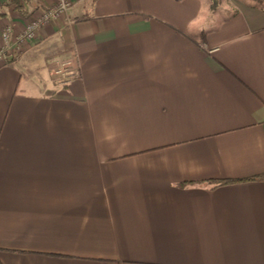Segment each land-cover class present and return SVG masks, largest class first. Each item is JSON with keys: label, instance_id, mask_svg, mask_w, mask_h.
Wrapping results in <instances>:
<instances>
[{"label": "crops", "instance_id": "obj_1", "mask_svg": "<svg viewBox=\"0 0 264 264\" xmlns=\"http://www.w3.org/2000/svg\"><path fill=\"white\" fill-rule=\"evenodd\" d=\"M213 3L72 0L0 64V264H264V8Z\"/></svg>", "mask_w": 264, "mask_h": 264}, {"label": "built area", "instance_id": "obj_2", "mask_svg": "<svg viewBox=\"0 0 264 264\" xmlns=\"http://www.w3.org/2000/svg\"><path fill=\"white\" fill-rule=\"evenodd\" d=\"M55 2L56 4L52 8L38 11V15L30 20L21 34L14 33L10 27L3 30L1 34L0 64L7 62L9 57L22 53L27 45L38 39L42 27L50 22L57 21L72 8V0H55ZM69 68L68 63L63 64L55 72V75L64 79Z\"/></svg>", "mask_w": 264, "mask_h": 264}, {"label": "trees", "instance_id": "obj_3", "mask_svg": "<svg viewBox=\"0 0 264 264\" xmlns=\"http://www.w3.org/2000/svg\"><path fill=\"white\" fill-rule=\"evenodd\" d=\"M212 1H214V3L212 4V9H215L218 0H212ZM248 1H251L259 5L260 7L264 8V0H248ZM28 4H29L28 0H11L6 5L0 7V17L3 15L2 12L6 7H13L15 10L19 11L20 13H24Z\"/></svg>", "mask_w": 264, "mask_h": 264}]
</instances>
